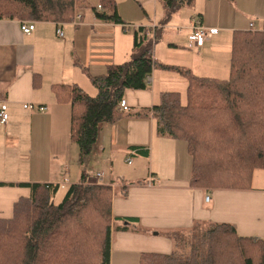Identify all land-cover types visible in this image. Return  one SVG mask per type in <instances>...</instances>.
<instances>
[{
    "label": "crops",
    "instance_id": "0c3cea01",
    "mask_svg": "<svg viewBox=\"0 0 264 264\" xmlns=\"http://www.w3.org/2000/svg\"><path fill=\"white\" fill-rule=\"evenodd\" d=\"M206 1L208 5L199 10L203 13L191 17L187 26L181 25V33L191 32L192 18L222 31L201 49L190 48L188 40L192 50L207 51L221 42L214 40L227 35L223 18L234 13L238 3ZM81 2L79 24L36 22L35 30L24 34L21 22L0 20V102L7 103L10 115L7 125L0 122V183L5 184L0 186V218H12L15 203L31 196V189L20 184H53L67 191L81 182L79 147L70 135L71 105L57 99L56 87L78 85L87 92V87H94L93 77L105 75L111 65L130 60L134 38L129 32L133 34L134 28L127 31L124 26L150 28L165 12L159 0H119L118 11L125 22L119 25L97 17L93 9L100 5L99 0ZM125 12L138 15L134 19ZM179 14L181 19L189 15L184 16L183 10ZM234 17L233 33L235 28L256 29L247 17ZM168 27H164L162 35ZM60 28L63 38L58 37ZM169 73L173 72H154L147 89L126 91L130 109L116 123L101 125L97 143L87 158L88 182L113 186V215L132 218L139 225L130 226L128 231H114L111 264L117 258L120 264H140L144 253L171 254L174 247L168 233L188 230L196 221L228 223L242 236L264 238V184L256 186L254 180L251 190L208 191L192 187V158L187 144L157 136L154 119L136 115L159 103L162 93L176 92L159 83L160 76ZM29 103L47 109L43 113L24 109V104ZM140 149L148 153L138 152ZM88 167L94 171H87Z\"/></svg>",
    "mask_w": 264,
    "mask_h": 264
},
{
    "label": "trees",
    "instance_id": "16d2710c",
    "mask_svg": "<svg viewBox=\"0 0 264 264\" xmlns=\"http://www.w3.org/2000/svg\"><path fill=\"white\" fill-rule=\"evenodd\" d=\"M80 1L0 0V20L67 24L81 9ZM118 1L99 0L102 11L93 10L102 21L125 25ZM159 1L165 9L163 26L196 4ZM163 29H153L150 36L149 28L135 27L130 60L92 78L95 96L78 85L56 87L57 99L71 105L70 135L79 147L82 180L67 189L60 203L54 200L59 185L20 184L32 194L15 203L12 218H0V264H111L114 231H128L136 221L113 215V186L88 182L87 158L101 125L127 114L120 110L126 91L147 89L158 66L186 78V97L164 92L159 103L136 115L152 117L157 136L187 144L192 187L253 189L257 172H264V23L257 30L234 31L228 79L199 77L159 63L154 51ZM168 237L171 254L144 253L140 264H264V238L242 236L232 224L196 221L188 230L170 231Z\"/></svg>",
    "mask_w": 264,
    "mask_h": 264
},
{
    "label": "rangeland",
    "instance_id": "374dc122",
    "mask_svg": "<svg viewBox=\"0 0 264 264\" xmlns=\"http://www.w3.org/2000/svg\"><path fill=\"white\" fill-rule=\"evenodd\" d=\"M80 4H82L81 1L78 4V8L81 6ZM206 4H207L206 0H196L195 7L183 9L184 16H186L187 13H189V15L185 17V19H181L182 17H179L180 16L179 14L178 16H175L171 20V22L167 24V26L169 25V27L164 31L162 37L155 46L154 57L155 59L159 60L161 63L169 64L168 66L181 65L178 66V68L186 71H191L195 75L208 76L212 78L216 77L219 79H228L230 75V59H231L230 42L232 41L231 37H233V31L231 30H234L233 27H235L234 16H238L239 19L243 17H247L249 19V22L252 21L255 24L256 29L251 28L250 30L260 29V27H262L264 23L262 22L264 19V0H238V3H236L237 5L236 6L234 5L235 8L234 13L228 14L227 18L225 19L223 18V21L226 23V25L224 26L227 28L226 29L227 35L220 39L215 38L214 40V42L216 41H221V42L216 44L212 49H208L207 51H204V49L200 51L189 49L188 38L190 33L192 32V28L190 26L191 32L186 31L181 33L182 30L180 28L183 27L181 25L187 26L191 17H196V18L199 17V14L203 13V12H199V10L203 8V6L206 7L208 5ZM88 5L91 6L92 3H89ZM93 5L97 6L98 4L97 2H94ZM78 13L79 11L76 14ZM125 13L129 17H132L134 19L138 15L137 12H125ZM141 13L143 14V12ZM149 13L152 15V12ZM162 13L163 14L160 17L159 22L157 24H152L151 25L152 27H150L149 29L155 30L156 26H160V24L164 21L165 18V12ZM135 25L137 24H133V26L132 25L130 26L135 28L137 27ZM165 26L162 25L161 27L164 28ZM124 29L126 30L125 27ZM235 30H244V29L235 28ZM129 33L133 36L131 31ZM163 70L164 69L162 67L158 66L154 69V72L155 73L159 72V74H161ZM170 71H172L173 73L160 76V82H159L160 85L165 89L180 92L181 94H183L182 97L185 98L188 87V81L178 71L175 72L176 70L173 71L172 69ZM94 88L95 87L93 86L92 87L89 86L86 88V91L88 92L89 95L91 96L95 95L97 90L95 91ZM190 159L191 158L189 157V160ZM190 165H191V160H190ZM91 170L94 171L91 167H88L87 171L91 172ZM262 184H264V172L259 171L256 174L255 185L260 186ZM65 193H66V189H62L60 186L59 191L54 197L55 203H60L63 197L65 196ZM131 227L137 228L139 227V225L135 224L132 225ZM115 264H120L119 258L115 259Z\"/></svg>",
    "mask_w": 264,
    "mask_h": 264
},
{
    "label": "built area",
    "instance_id": "2783aa9c",
    "mask_svg": "<svg viewBox=\"0 0 264 264\" xmlns=\"http://www.w3.org/2000/svg\"><path fill=\"white\" fill-rule=\"evenodd\" d=\"M99 11L102 10V7L99 6L98 7ZM82 21V16L80 14H76L72 20L71 23L73 24H79ZM35 24L36 22H28V21H23L21 22V30L24 34H31L34 30H35ZM191 28H192V32L189 35V47L190 48H194V49H201L208 41H210V39L212 38V36L220 33L222 30L221 29H217V28H208L205 27L204 25L201 24V22L195 18L191 19ZM63 24H59V26H61ZM126 28L127 31L131 30L132 26L130 25H126L124 26ZM58 33V37L63 38V31L60 29H58L57 31ZM148 35L150 36H154V31L153 29H150L148 31ZM150 81V79H149ZM24 109L26 110H30V111H34V110H38L40 112H45L46 111V107L44 106H35L34 104H24ZM129 105L127 103L126 100H122L121 104H120V110L121 111H128ZM10 119V115L8 113V107H7V103L2 101L0 102V122L3 125H7ZM129 164H132V161H128ZM101 175L99 174L98 177H100ZM207 201H210V196L206 197Z\"/></svg>",
    "mask_w": 264,
    "mask_h": 264
}]
</instances>
